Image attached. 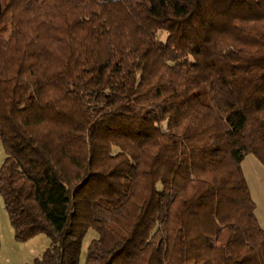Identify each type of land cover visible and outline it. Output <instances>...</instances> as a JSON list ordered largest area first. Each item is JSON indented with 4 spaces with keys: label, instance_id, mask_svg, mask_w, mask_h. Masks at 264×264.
Segmentation results:
<instances>
[{
    "label": "trees",
    "instance_id": "1",
    "mask_svg": "<svg viewBox=\"0 0 264 264\" xmlns=\"http://www.w3.org/2000/svg\"><path fill=\"white\" fill-rule=\"evenodd\" d=\"M1 149L28 264H264V0H0Z\"/></svg>",
    "mask_w": 264,
    "mask_h": 264
},
{
    "label": "rangeland",
    "instance_id": "2",
    "mask_svg": "<svg viewBox=\"0 0 264 264\" xmlns=\"http://www.w3.org/2000/svg\"><path fill=\"white\" fill-rule=\"evenodd\" d=\"M161 38L164 36L161 35ZM3 158L4 152L1 149L0 164ZM242 170L255 202V215L264 229V167L252 154H246L242 162ZM96 236V232L89 229L83 237L80 264L85 259L90 240ZM49 243V238L43 233H37L26 241L16 240L0 196V264H28L35 257L40 256Z\"/></svg>",
    "mask_w": 264,
    "mask_h": 264
}]
</instances>
